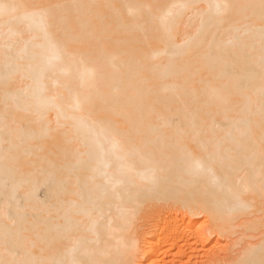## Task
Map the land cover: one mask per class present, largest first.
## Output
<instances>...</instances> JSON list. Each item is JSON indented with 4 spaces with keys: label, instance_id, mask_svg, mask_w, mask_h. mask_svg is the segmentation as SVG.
I'll return each instance as SVG.
<instances>
[{
    "label": "bare ground",
    "instance_id": "bare-ground-1",
    "mask_svg": "<svg viewBox=\"0 0 264 264\" xmlns=\"http://www.w3.org/2000/svg\"><path fill=\"white\" fill-rule=\"evenodd\" d=\"M260 204L264 0H0V264H162Z\"/></svg>",
    "mask_w": 264,
    "mask_h": 264
},
{
    "label": "rangeland",
    "instance_id": "rangeland-1",
    "mask_svg": "<svg viewBox=\"0 0 264 264\" xmlns=\"http://www.w3.org/2000/svg\"><path fill=\"white\" fill-rule=\"evenodd\" d=\"M264 205V204H263ZM262 204H260L259 207L263 206ZM264 207V206H263ZM262 207L263 212L261 211V208L259 210L260 214L257 215L255 214L254 216H250V217H245L246 220H250L251 218L254 220V217L256 216V219H261L264 217V209ZM250 218V219H249ZM242 219V221H241ZM237 221L236 225H240L242 222L246 221L243 218H241ZM259 219V220H260ZM198 220V224L196 229L197 230H201L203 232L206 233V242L205 244H201L199 243L198 245H195V241L192 242L191 240H195V239H188L187 244L186 245H191V247H189L190 249H188V247L184 248V254H179V250H175L173 251V253H170L169 251V247L166 246V248H162L165 252H163V254H161V260L160 261H164L165 263L162 264H230L231 262L234 261V259H237L240 255V253L249 245H257L258 243H260L264 238L263 233L264 230L262 226H264V218L262 220V223L260 224L258 229H254L252 230V232H245V229L243 228H239L240 230L237 231V229L235 230V233L237 234H233L232 236H229L228 234H221L219 235V233L217 234L216 231L215 233L209 229L211 228V226L208 225L206 217L204 215L197 217ZM260 220V221H261ZM145 222V223H143ZM241 222V223H240ZM147 221L142 220V222L140 221V223L138 224L139 230L138 233L140 235V237L142 236L144 238V236H148L149 233V229L150 226L148 225ZM239 223V224H238ZM262 228V229H261ZM260 230V231H259ZM257 232V233H256ZM213 233V234H212ZM239 234V235H238ZM244 236H242V235ZM221 235H223L221 237ZM260 235V236H259ZM252 236V239L249 238ZM247 237V238H246ZM255 237V238H254ZM245 238V239H244ZM254 238V239H253ZM239 240V241H238ZM241 240V241H240ZM240 242V243H239ZM190 243V244H189ZM201 245V246H200ZM196 246V247H195ZM186 253V254H185ZM181 259V260H180ZM146 263H145V262ZM181 261V262H180ZM146 260H142L141 264H150L149 262Z\"/></svg>",
    "mask_w": 264,
    "mask_h": 264
}]
</instances>
